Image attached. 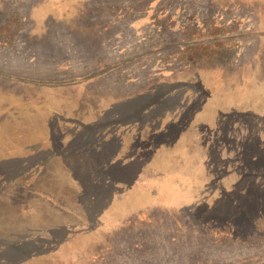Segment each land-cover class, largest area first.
I'll return each instance as SVG.
<instances>
[{
	"label": "rangeland",
	"instance_id": "obj_1",
	"mask_svg": "<svg viewBox=\"0 0 264 264\" xmlns=\"http://www.w3.org/2000/svg\"><path fill=\"white\" fill-rule=\"evenodd\" d=\"M0 264H264V0H0Z\"/></svg>",
	"mask_w": 264,
	"mask_h": 264
},
{
	"label": "trees",
	"instance_id": "obj_2",
	"mask_svg": "<svg viewBox=\"0 0 264 264\" xmlns=\"http://www.w3.org/2000/svg\"><path fill=\"white\" fill-rule=\"evenodd\" d=\"M202 46H205V45H202ZM202 46L196 48V49H198V50L200 51V53H198V54H201V55H199L198 57H196L197 60H201V56H202V55L205 56V57L207 56L205 53L201 52V51H202ZM211 46H212V45L209 44V45L205 46L204 48H208V49H210ZM215 55H216V54H215L214 52L211 53V54H209V55H208V59L213 58ZM183 59H184V60H183ZM183 59H182V61L184 62V61H185V57H184Z\"/></svg>",
	"mask_w": 264,
	"mask_h": 264
}]
</instances>
